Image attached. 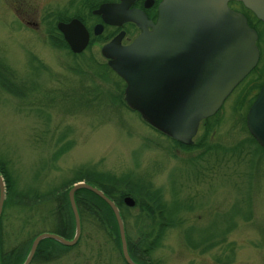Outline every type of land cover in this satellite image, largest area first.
I'll use <instances>...</instances> for the list:
<instances>
[{
	"label": "rangeland",
	"instance_id": "374dc122",
	"mask_svg": "<svg viewBox=\"0 0 264 264\" xmlns=\"http://www.w3.org/2000/svg\"><path fill=\"white\" fill-rule=\"evenodd\" d=\"M11 1L0 0V72L20 94L0 89V158L15 189L56 185L81 166L128 174L139 184L159 188L164 200L184 203L152 253L151 264H264V152L242 125L246 101L255 96L264 76V28L254 26L260 36L257 64L207 122L213 131L206 142L212 149L202 154L204 148H181L110 97L122 88L123 99L124 85L115 73L98 76L96 65L104 62L99 45L73 56L50 44L54 27L15 22ZM34 2L40 8L44 0ZM203 128L198 125L192 143ZM63 144L66 148L53 159ZM131 224L127 219L132 234ZM189 227L194 229L188 232L192 240L207 237L196 248L186 242ZM40 231L50 230L30 212L11 204L2 210L4 253ZM42 264L122 262L99 231L84 227L77 243Z\"/></svg>",
	"mask_w": 264,
	"mask_h": 264
},
{
	"label": "water",
	"instance_id": "95a60500",
	"mask_svg": "<svg viewBox=\"0 0 264 264\" xmlns=\"http://www.w3.org/2000/svg\"><path fill=\"white\" fill-rule=\"evenodd\" d=\"M227 1L161 0L156 21L142 19L140 32L128 44H120L118 33L99 49L106 65L124 82L126 106L159 133L185 145L192 143L199 122L220 108L257 61L256 33L242 14L228 8ZM237 1L264 23V0ZM105 22L115 23L112 19ZM57 30L72 53L85 48L88 34L78 20L60 22ZM99 31L100 26L93 28V34ZM244 123L251 137L264 149V80L246 110ZM77 189H86L107 204L116 223L121 258L125 264H138L128 254L117 207L100 189L83 181L74 182L66 192L73 217L72 237L37 233L20 264H29L43 239L64 246L76 243L80 222L73 194ZM4 197L0 175V216ZM122 201L128 207L134 204L129 196Z\"/></svg>",
	"mask_w": 264,
	"mask_h": 264
},
{
	"label": "trees",
	"instance_id": "16d2710c",
	"mask_svg": "<svg viewBox=\"0 0 264 264\" xmlns=\"http://www.w3.org/2000/svg\"><path fill=\"white\" fill-rule=\"evenodd\" d=\"M48 38L51 45L66 49V52L73 56L80 55V53H72L69 50L66 42L56 28L53 29ZM96 66L99 77L106 76V72L113 73L105 62L97 64ZM116 77L121 82V86L123 87V81L118 76ZM115 84H117V82ZM119 88L120 87H118L117 84V89ZM0 89L13 96H19L20 94L17 92V86L5 75L1 74V72ZM119 91L118 96H114V94H112L110 97L113 99L116 98L119 103L125 105L121 97L122 88H120ZM242 98L243 99H239L237 101V107L241 106V103L244 101V97ZM253 98L254 94L251 98L247 99L244 110L245 112ZM245 112L242 114L243 128L246 131L249 140L252 141L257 148L264 152V150L255 142L245 128ZM216 113L217 111L212 116L204 118L199 122V124L204 125V128L201 136H199L195 143L185 145L173 139H169L175 144H178L181 148L191 149L196 146L204 148L201 151L202 154L207 153L212 149V144L207 142L208 136L213 131L211 130L210 132V127L207 122L209 119L215 117ZM157 133L159 132L157 131ZM65 148V144L58 147V149L54 151L52 158L54 159L57 157V155H59ZM0 175L3 178L5 187V197L2 210L8 206V204H11L19 212L28 211L30 212V216L33 214L37 216L38 219L43 220V228H48L50 230L49 232L58 234L65 239L72 237L74 229L73 217L66 195L68 188L74 182L83 181L100 189L103 194L117 207L124 227V236L128 254L130 258L138 264L152 263V253L158 246H160L164 232L171 228L174 222H176L175 215L181 210L184 204L182 200L181 203L178 201L180 199L177 200V198H172L169 201L164 200L159 188L152 189L150 183H144V185L143 183L139 184L129 177L128 174L116 176L108 171H97L90 166L78 167L73 171L70 178L63 180L56 185H48L44 189H38L34 186H30L25 189H15L13 180L9 174L8 168L6 167V163L1 158ZM125 196H129L133 199V206L128 207L123 203L122 199ZM73 199L80 222V234L76 243L78 242L84 227L92 228L93 230L99 231L103 237L111 243L113 248L118 253L122 264H125L119 251V239L116 223L107 204L86 189H77L73 194ZM132 210L133 212H131ZM234 212L235 210L232 211L231 214ZM127 219L132 220V234L130 230L127 229ZM229 229L230 226L225 228L224 233L228 232ZM192 230L194 229L191 227L185 230V239L191 247L196 248L207 237H199L192 240L190 237L191 233H188L192 232ZM30 241L31 238L19 242L6 253H4L0 247V263L20 264L27 252V247ZM205 247L206 246H204V248ZM70 248L71 246H64L54 240L43 239L38 243L29 264H42L45 261L54 260L60 257L65 250Z\"/></svg>",
	"mask_w": 264,
	"mask_h": 264
},
{
	"label": "flooded vegetation",
	"instance_id": "af4514ba",
	"mask_svg": "<svg viewBox=\"0 0 264 264\" xmlns=\"http://www.w3.org/2000/svg\"><path fill=\"white\" fill-rule=\"evenodd\" d=\"M160 2L161 0H44L39 8L34 0H12L11 13L14 16L13 20L25 27H35L41 24V26L54 27L57 29V24L60 22L68 23L74 19L78 20L84 26L88 34V41L85 48L94 43V45H99L98 48L100 49L103 44L118 33H121L120 44H128L140 32V22L142 24L144 19L150 23L156 21ZM227 6L230 10L242 14L248 26L255 31V45L258 50V61L259 49L256 42L257 39H260V36L254 26L256 24L264 28V23L250 10L246 9L240 1L228 0ZM100 8L102 12H97ZM34 18L38 19L36 20ZM105 19H112L115 23H107ZM136 19L138 21H136ZM142 19L143 21H141ZM95 26H100L98 34H93V28ZM147 28L149 27L147 26ZM103 60L106 64L105 58H103ZM255 66L234 88L249 76ZM263 80L264 76L258 84L259 87Z\"/></svg>",
	"mask_w": 264,
	"mask_h": 264
}]
</instances>
